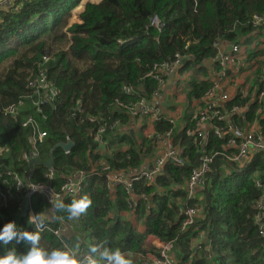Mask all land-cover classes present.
I'll return each mask as SVG.
<instances>
[{
	"label": "trees",
	"instance_id": "trees-1",
	"mask_svg": "<svg viewBox=\"0 0 264 264\" xmlns=\"http://www.w3.org/2000/svg\"><path fill=\"white\" fill-rule=\"evenodd\" d=\"M81 1L17 0L0 13V107L18 102L24 96L31 76L39 72L37 58L49 57V61L42 62L49 68V78L60 93L54 101L55 107L48 106L49 120L42 124L48 135L40 146V159L47 160L55 148L53 168L57 183L61 182L62 173L96 171L81 191L80 195H87L91 204L79 218L69 220L67 212L56 207L54 213L51 212L38 195L31 201L35 215L46 214L51 219L45 222L55 229L61 226V219L71 223L77 232L70 246L79 250V256L84 253L93 256L89 249L94 245L129 251L132 258L136 254L140 255L135 257L146 256L149 251L146 238L154 235L162 242L174 241L176 264H264V237L258 233L250 206L251 200L263 193L257 189L253 174L258 170L264 181V153H257L244 168L224 157H216L206 185L194 199L188 200L187 205L198 207L200 213L186 230L181 228L184 220L181 209L187 202L185 183L192 168L198 165L199 157L194 140L188 134V129L195 126L194 120H188L189 126L174 132L175 144L183 148L188 165L180 167L168 162L154 183L145 179L136 183L139 201L134 220L122 218V213L128 209V194L120 186L114 192L107 188L106 173L100 165L105 160L114 170L138 172L145 159L156 153L154 137L146 139L141 132L131 131L123 135L116 127L112 128L118 119L122 124L131 121L115 102L117 98L136 99L123 92V85L137 89L146 85L150 98L157 83L147 74L155 65L172 61L179 53L188 59L179 71L196 66L203 73V79L193 81L187 91L189 98H200L211 86L205 62L218 53L216 41L238 43L244 31L252 28L245 26L254 16H264V0L88 2L80 14L81 22L74 23L68 32H58L63 18ZM154 15L165 24L162 30L151 24ZM257 56L264 57V50L250 55L248 62ZM257 83L260 91H264V81L257 80ZM250 98L251 94L236 95L229 105L245 106ZM27 104L29 108L17 119L0 114V165L3 170H17L22 175L30 172L29 163L22 159L23 152L31 149L30 131L22 126L27 113L34 111L31 102ZM79 104L82 112L77 110ZM258 109L262 111L260 114ZM263 112L264 100L254 102L245 116L235 115L230 122L245 127L257 119L264 131ZM90 116L96 117V121H91ZM227 123V120L222 122ZM99 124H105V136H111L109 153L97 152L99 145L94 132ZM171 126L168 122L154 124L159 131H167ZM68 140L74 142V147L70 153H65L57 145ZM221 143L215 139L212 146L218 149ZM42 169L46 167L38 164L37 174L32 178L42 180ZM72 199L65 197L60 201L68 205ZM23 202V194H17L4 214L8 219H16L20 231H36V225L28 223V216L20 217ZM4 224L0 216V227ZM200 233L208 240L198 248L194 243ZM38 246L49 251L67 249L62 237L50 230L40 231ZM29 247L24 242L12 241L0 245V255L9 250L24 254Z\"/></svg>",
	"mask_w": 264,
	"mask_h": 264
},
{
	"label": "built area",
	"instance_id": "built-area-1",
	"mask_svg": "<svg viewBox=\"0 0 264 264\" xmlns=\"http://www.w3.org/2000/svg\"><path fill=\"white\" fill-rule=\"evenodd\" d=\"M16 1L0 0V13L3 9L14 5ZM151 24L158 30H162L165 26L157 15L151 18ZM249 25L252 28H249L250 31L248 32L244 31L245 35L238 43L233 44L224 40L216 41L215 46L218 53L212 58L215 76L210 78L211 86L200 98H190L199 99L201 106L196 102V105L188 110L178 99L182 92L179 87V69L183 66V60L185 59L179 53L175 54L172 61L164 62L161 66L155 65L154 69L147 74L148 78L151 77L150 79L157 83L156 89L150 92V98L147 97L149 89L146 85L141 89L131 85H123V92L136 97V99L122 100L117 98L115 100L117 106L119 109H124L127 115L136 121L146 139L154 137L156 140V153L145 159L138 172L122 168L114 170L109 163L106 164L105 160L101 162V170L106 173L107 188L114 192L117 187H122L128 194L127 205L129 210L134 211L138 205L137 182L145 179L148 183H154L157 177L163 173L164 166L168 162L180 167L188 165V160L183 155V148L175 144L174 134L175 129L178 132V130L189 126L188 120L191 122L194 120L195 123L193 128L188 129V134L194 140L199 157L198 165L192 168L190 177L185 183L187 202L181 209V214L184 217L182 230H186L188 226L193 225L200 213L198 207L187 205L188 200L194 199L200 189L206 185L207 174L211 170V165L216 157H224L236 166L244 168L251 163L257 153H264V131L257 119L247 123L245 127L230 122L235 115L245 116L252 103L264 100V91H260L257 83V80L264 81V57L257 56L249 62L247 59L255 52L264 50V16L255 15L254 19L245 27L248 28ZM249 40H255V47L248 45ZM224 45H227V47H224ZM49 60V57H38L39 72L31 76L24 96L18 102L0 107V114L4 117L11 116L17 119L23 111L29 108L27 101L31 102L30 105L34 111H29L26 115L27 119L22 121V126L30 131L31 149L24 151L22 154V159L28 163L35 157L40 159V146L48 135V130L43 128L42 124L49 120L50 111L48 106L55 107L54 101L60 93L55 82L49 78V68L42 62ZM261 60L262 63H260ZM172 74L174 77H170ZM198 75V81L200 82L203 76ZM169 84L172 85L170 89L167 88ZM191 86L192 82L187 86V91ZM248 94H251V98L245 106L229 105L232 99L231 95L234 97L242 95L244 97ZM165 95H168L169 98L165 101L162 100L160 105L157 104L156 101L161 100ZM78 106H76L77 110L82 112L81 104ZM261 112V109H258V114ZM100 118L102 119V117ZM89 119L96 121L97 118L90 116ZM226 120L229 123L222 124ZM157 122H168L172 126L167 131H159L154 128V124ZM115 127L121 133L124 124L118 119L113 122L112 128ZM106 130L105 124H99L94 132V139L99 145L98 153H102V151L109 153L108 144L111 136L110 134L105 136ZM215 139L222 141L221 147L218 149L212 146ZM69 141L71 140L67 142ZM73 147L74 142L70 149L64 150L65 153H70ZM36 166L30 167L29 174L25 172L26 174L22 175L17 170H3L0 165V216L5 224L10 221H15L17 224L15 218L8 219L4 214V209L16 198L17 194H23L24 201L26 197L30 200L27 215L30 218L35 216L31 207L33 196L42 197L48 207L53 208L57 201L65 197L77 198L86 184L96 174V171L88 172L86 170H76L67 174L62 173L61 182L57 183V173L53 167L42 169V172H40L42 180L33 179L32 177H35L36 174ZM253 179L257 189L262 190L263 193L261 196L252 199L250 206L254 212L253 220L258 233L261 237H264V181L259 175ZM144 199L146 198L144 197ZM60 221L61 226L56 229L49 222H45V227L41 231L50 230L56 236L68 238L67 233L71 231L73 225L62 219ZM37 223H39L38 220ZM203 237L204 234L200 233L198 243L195 245L198 248L201 247L202 240L205 239ZM68 247L70 246L67 245ZM175 248L174 241L162 242L155 256H137L138 264H176L173 251ZM91 256L89 253H84L79 257L86 261ZM133 264L135 263L133 262Z\"/></svg>",
	"mask_w": 264,
	"mask_h": 264
},
{
	"label": "clouds",
	"instance_id": "clouds-1",
	"mask_svg": "<svg viewBox=\"0 0 264 264\" xmlns=\"http://www.w3.org/2000/svg\"><path fill=\"white\" fill-rule=\"evenodd\" d=\"M187 59V58H185ZM184 65V64H183ZM78 194V193H77ZM91 204L87 195L73 198L71 203L65 205L63 201H57L55 207L67 212L68 219H77L86 212ZM51 219L46 214L39 213L29 218L28 223L36 225V231H20L15 221H10L0 227V245H7L12 241L17 244L24 242L30 247L24 254H17L15 250H9L0 255V264H133L132 253L122 251L119 248L90 247L93 256L82 260L79 250L71 246L67 249L46 250L39 245L40 231L45 227V220ZM39 220V223H37Z\"/></svg>",
	"mask_w": 264,
	"mask_h": 264
},
{
	"label": "crops",
	"instance_id": "crops-1",
	"mask_svg": "<svg viewBox=\"0 0 264 264\" xmlns=\"http://www.w3.org/2000/svg\"><path fill=\"white\" fill-rule=\"evenodd\" d=\"M100 1H102V0H82L72 11H70L64 18H63V20L61 21V23H60V25H59V27H58V32H61V31H65V32H68V27H70L73 23H79V22H81V19H80V13L82 12V11H84L85 10V6H86V4L88 3V2H91V3H99ZM224 47H227V45H224ZM209 69V72H210V78H211V76L212 77H214L215 76V72H214V69H213V67L211 66L210 68H208ZM169 98V96L168 95H165V96H163L162 97V99L161 100H158V101H156L157 102V104H161L162 103V100H166V99H168ZM231 98L233 99L234 98V96L233 95H231ZM231 99V100H232ZM196 102H197V104L199 105V106H201V104H200V101H199V99H197L196 100ZM123 130L124 131H122L121 133H123V132H125V131H127V132H135V133H137V132H141V134L143 135V131L138 127V125H137V123H136V121H134V120H132L131 119V121L129 122V123H127V124H124V127H123ZM125 133H123V135H124ZM105 151H102V153H104ZM100 164V163H99ZM101 165V164H100ZM131 175V174H130ZM41 177V175H38V178H40ZM81 196V195H80ZM77 198H79V197H77ZM52 208H50V210H51ZM52 211V210H51ZM53 213H54V211H52ZM135 213H134V211H131V210H129V209H127V211H124L123 213H122V218L124 219V220H134L135 218ZM71 231H72V233H73V235L77 232L76 231V229H75V227L73 226V228L71 229ZM200 236V235H199ZM73 236H70V240H71V238H72ZM203 238H205V236L203 237ZM202 242H203V240H202ZM198 243V237L195 239V243H194V245H196ZM204 243V242H203ZM162 244V241L158 238V237H156V236H154V235H148L147 236V238H146V245H147V248H148V252H147V255L149 256V257H153V256H155L156 254H155V251L160 247V245ZM175 250V249H174ZM137 255V254H136ZM174 255H175V253H174ZM176 258V257H175ZM133 262L135 263V264H138V258H136V257H133Z\"/></svg>",
	"mask_w": 264,
	"mask_h": 264
},
{
	"label": "rangeland",
	"instance_id": "rangeland-1",
	"mask_svg": "<svg viewBox=\"0 0 264 264\" xmlns=\"http://www.w3.org/2000/svg\"><path fill=\"white\" fill-rule=\"evenodd\" d=\"M101 2V1H100ZM99 2V3H100ZM98 4V3H97ZM83 12V11H82ZM81 12V13H82ZM80 13V14H81ZM74 24V23H73ZM72 24V25H73ZM71 25V26H72ZM70 26V27H71ZM69 28V27H68ZM248 45L250 46V47H255V45H256V42H255V40H249L248 41ZM198 74H203L201 71H198L197 70V67L196 66H194V67H192V68H190V69H186V70H183V71H179V78H180V81H179V87H180V89H181V96L180 97H178V99H179V101L188 109V110H190L194 105H196V100H194V99H190L188 96H187V86L191 83V82H193V81H195V80H198L199 79V75ZM27 118L25 117L24 118V121L26 120ZM30 143V142H29ZM31 145V144H30ZM34 166H36V165H34ZM37 174V173H36ZM258 175H259V171L257 170V171H255V173L253 174V178L254 177H258ZM68 234V239L70 238V236H73V233H72V231H70V232H68L67 233ZM68 246H70V245H68ZM174 251V250H173ZM174 253H175V251H174ZM155 254H157V250L155 251Z\"/></svg>",
	"mask_w": 264,
	"mask_h": 264
},
{
	"label": "water",
	"instance_id": "water-1",
	"mask_svg": "<svg viewBox=\"0 0 264 264\" xmlns=\"http://www.w3.org/2000/svg\"><path fill=\"white\" fill-rule=\"evenodd\" d=\"M187 61H188V59H184L183 60V64H185ZM212 64H213V60L212 59L207 60L205 62V66L207 68H210L212 66ZM170 77H174V75L172 74ZM171 86L172 85L169 84L167 86V88L170 89ZM57 146H61L63 150H68V149H70L73 146V142L72 141H69L67 143H60ZM54 150H55V148L52 150V154L50 155V157L47 160H41V159H39L37 157H35L34 159H32L30 161V163H29L30 167L33 168L35 164H40V165H43V166H45L47 168L53 167V165H54V155H53ZM78 197H80V195H78ZM29 208H30V200L26 197L25 198V201H24V204H23V211H22L20 217H26L28 215ZM52 210L55 211V207H53ZM62 239L65 241V243L67 245H71V240L70 239H68L65 236H63ZM207 240H208L207 238L204 239V241H203L204 244H207Z\"/></svg>",
	"mask_w": 264,
	"mask_h": 264
},
{
	"label": "flooded vegetation",
	"instance_id": "flooded-vegetation-1",
	"mask_svg": "<svg viewBox=\"0 0 264 264\" xmlns=\"http://www.w3.org/2000/svg\"><path fill=\"white\" fill-rule=\"evenodd\" d=\"M180 70V69H179Z\"/></svg>",
	"mask_w": 264,
	"mask_h": 264
}]
</instances>
